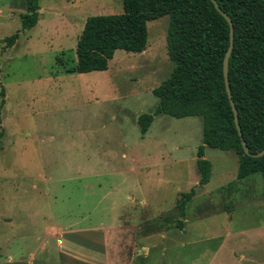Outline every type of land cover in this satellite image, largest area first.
Listing matches in <instances>:
<instances>
[{"label": "rangeland", "instance_id": "1", "mask_svg": "<svg viewBox=\"0 0 264 264\" xmlns=\"http://www.w3.org/2000/svg\"><path fill=\"white\" fill-rule=\"evenodd\" d=\"M39 7L21 30L26 0H0V264H264L262 170L239 180V156L206 146L200 186V116L160 113L140 131L173 68L169 16L147 22L144 52L76 73L87 17L121 13L122 0Z\"/></svg>", "mask_w": 264, "mask_h": 264}, {"label": "trees", "instance_id": "2", "mask_svg": "<svg viewBox=\"0 0 264 264\" xmlns=\"http://www.w3.org/2000/svg\"><path fill=\"white\" fill-rule=\"evenodd\" d=\"M231 18L234 45L228 61L231 97L238 114L242 138L249 151L264 148V0H215ZM39 0H26L20 29L34 27L39 18ZM169 16L166 36L168 57L173 64L168 78L153 89L158 104L152 113L138 116L145 134L154 116L175 118L200 116L202 144L197 150L198 185L210 179L211 162L204 148L232 150L239 157L238 176L262 170L264 155L244 154L241 138L225 88L223 59L229 45V24L211 0H122V12L88 16L75 47L76 63L68 72L107 70L116 50L140 53L147 47V22ZM19 31L4 38L11 47ZM0 95L3 102L4 88ZM4 129L0 128V144ZM195 194L181 195L179 207Z\"/></svg>", "mask_w": 264, "mask_h": 264}, {"label": "water", "instance_id": "3", "mask_svg": "<svg viewBox=\"0 0 264 264\" xmlns=\"http://www.w3.org/2000/svg\"><path fill=\"white\" fill-rule=\"evenodd\" d=\"M212 3L214 4L216 10L227 20L228 24H229V45L228 48L226 50V53L224 55V59H223V76H224V82H225V88L227 91V95L229 98V101L231 103V107L233 110V114H234V122L236 125V129L238 131V135L241 138V145L244 151V154L248 155V156H252V157H260L262 155H264V148L258 152L252 153L249 151L248 146L246 145L245 140H243L242 138V131H241V127L238 123V114H237V109L235 107L234 101L231 97V90H230V85H229V78H228V61H229V57L234 45V29H233V23L231 18L219 7V5L217 4V2L215 0H211Z\"/></svg>", "mask_w": 264, "mask_h": 264}, {"label": "crops", "instance_id": "4", "mask_svg": "<svg viewBox=\"0 0 264 264\" xmlns=\"http://www.w3.org/2000/svg\"><path fill=\"white\" fill-rule=\"evenodd\" d=\"M149 21H150V20H149ZM147 47H148V45H147ZM147 47H146V48H147ZM145 50H146V49H145ZM145 50H143L142 52H144ZM142 52H140V53H142ZM135 54H138V53H135ZM238 160H239V159H238ZM238 166H239V164H238ZM253 173H254V172L248 173V174H246V175H244V176H238V179L241 180V179H243V178L248 177L249 175H251V174H253ZM207 183H208V182H207ZM207 183H206V184H207ZM206 184H205V185H206ZM70 228H71V227H70ZM106 232H107V231H106ZM81 233H83V229H81ZM103 244H104L103 249H104V252H105L106 247H107V246H106V241H105V243H103ZM64 255L67 256V257H71V255H73V254H67V253H66V254H64ZM106 264H109V263H106Z\"/></svg>", "mask_w": 264, "mask_h": 264}]
</instances>
